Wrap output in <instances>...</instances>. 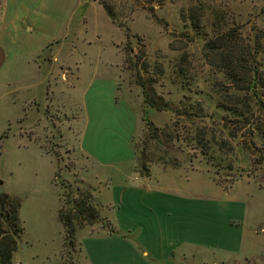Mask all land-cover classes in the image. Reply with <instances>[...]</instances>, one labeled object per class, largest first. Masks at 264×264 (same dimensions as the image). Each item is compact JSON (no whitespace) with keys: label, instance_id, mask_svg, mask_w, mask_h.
I'll return each mask as SVG.
<instances>
[{"label":"rangeland","instance_id":"rangeland-1","mask_svg":"<svg viewBox=\"0 0 264 264\" xmlns=\"http://www.w3.org/2000/svg\"><path fill=\"white\" fill-rule=\"evenodd\" d=\"M27 1L38 14L24 15L23 20L29 17L37 27V43L46 38L50 41L35 58L36 95L31 93L30 100H21L20 111L12 100L24 96L13 93L10 84L9 96H5L9 99L0 105V112L12 117L21 113L0 135V193L18 197L6 191L5 179L12 184L19 180L23 185L33 166L39 170L37 179L45 182L42 189L51 212L47 207V221L40 230L33 222L26 227L32 248L43 246L39 238L48 247L59 244L53 211L58 188L49 186L47 177L56 165L54 182L60 187V208L66 198L63 194L89 190L99 210L94 180L108 168L98 164L91 153L101 154L103 149L86 147L92 139H84V135L90 132L81 130L94 123V116H89L91 108L106 107L104 92L98 89L105 84H114L111 100L117 109L111 150L130 158L118 164L117 170L129 168L133 175L142 177L181 173L188 184L195 183L198 188L223 190L232 197L245 198L250 206L257 202L258 215L264 218L263 112L253 106L254 116L247 122L221 107L220 95L241 92L203 56L205 40L231 27L250 44L258 34L264 43V0H80L76 11L71 4L63 11L73 12L69 15L51 14L53 2ZM45 6L52 9L44 15ZM192 11L200 17L201 30L192 26ZM183 53L187 63L180 72L178 61ZM143 60L148 65L146 71L141 66ZM130 63L132 68H128ZM158 65L162 73L157 71ZM139 77L154 79L156 93L168 103L163 110L147 108V118L159 128L156 138L147 135ZM95 88L101 93L99 98L91 94ZM255 96L253 99H264L259 90ZM15 133L35 140L52 156V164L48 157L39 158L37 147L18 149ZM202 133L207 155L201 148L204 141L197 138ZM98 222L106 223L102 217ZM261 226L258 233L264 229V224ZM82 227L76 226L75 247L67 250L64 246L62 250L64 264H86L80 259L77 237ZM23 234L24 226L20 241ZM256 260L250 252L245 260L205 257L196 264H259ZM260 262L264 264V256Z\"/></svg>","mask_w":264,"mask_h":264},{"label":"crops","instance_id":"crops-1","mask_svg":"<svg viewBox=\"0 0 264 264\" xmlns=\"http://www.w3.org/2000/svg\"><path fill=\"white\" fill-rule=\"evenodd\" d=\"M45 1L48 5L52 2L55 5L52 4L53 10H50L52 7L45 6L44 15L49 10L55 15L72 14L73 12L63 11L67 10L70 4L76 11L80 2ZM35 10L27 0H0V105L9 99L5 96H9L7 86L11 84L13 93L22 92L24 96L19 100L10 99L13 106L19 104L20 111L21 100H30L31 93L32 97L36 95L38 64L35 58L37 51L50 41L46 38L37 43V27L28 21L29 17L23 20L24 15H37ZM105 85L102 88L99 85L98 89L104 92L106 107L91 108L89 116H94V119L90 120L94 123L88 127L85 125V130L81 131L90 132V135H84V139H92L86 147L103 149L101 154L91 151L96 162L108 168L106 173H99L98 177H95V184L98 185L96 200L102 221L104 219L113 230L103 222H95L78 229L82 262L196 264L197 260L205 257L232 256L245 260L251 252L255 263L258 259L261 264L260 259L264 256V229L261 233L256 229L263 227L261 225L264 224V218L258 215L257 202L250 206L245 198L232 197L223 190L213 189L211 186L198 188L195 183L188 184L181 173L177 172L157 177H142L133 175L129 168L117 170L118 164L127 163L130 158L114 154L111 150L117 124V109L111 100L114 84ZM32 89H35V92ZM98 89H93L91 93L94 98L101 96ZM18 116L12 117L5 111L0 112V135ZM15 134L18 135V149L29 150L31 146L37 147L39 158L48 157L52 164V156L46 154L35 140ZM21 163L19 160V165ZM56 169L57 165L54 170L50 169L47 176L49 186L58 188V203L53 211L58 223L57 238L60 239H57L59 244L54 248L48 247L42 238L39 239L43 246L32 248V241L27 237L26 227L33 222L34 227L40 230L43 222L47 221L45 212L48 208L51 212L42 189L45 182L39 183L37 179L39 170L33 166L23 185L19 180L12 184L9 178L5 179L6 191L20 198L19 216L24 226L22 240L12 255V264H64L61 257L64 228L58 219L60 187L54 182ZM247 242L251 243V247Z\"/></svg>","mask_w":264,"mask_h":264},{"label":"trees","instance_id":"trees-1","mask_svg":"<svg viewBox=\"0 0 264 264\" xmlns=\"http://www.w3.org/2000/svg\"><path fill=\"white\" fill-rule=\"evenodd\" d=\"M192 26L201 30L202 25L199 15L192 11L190 15ZM262 35L256 37L254 44L248 43L236 27L217 32L213 37L205 40L203 56L210 66L223 72L232 87L241 94L224 93L220 95L221 107L234 113L247 122L254 116L253 106L263 112L264 99H253L259 90L264 94V43ZM187 63V54L183 53L178 61L179 71H184ZM142 68L148 67L145 60ZM132 68V65H128ZM157 71L162 73V67L158 65ZM139 85L144 97V120L148 128L149 138H156L159 128L153 125L147 118V108L163 110L167 107V101L158 95L153 87L154 79L139 77ZM253 93V97L251 95ZM256 97V96H255ZM2 137V136H1ZM0 137V139H1ZM204 155L208 154V145L205 143L203 133L198 137ZM57 175V174H56ZM66 197L58 211V219L64 228V246L67 250L76 245V226L92 225L101 220L98 208L93 204L92 194L89 190L80 191L77 195L63 194ZM20 198L8 193H0V264H12L13 252L18 247L23 232L22 222L19 217ZM111 231L113 227L104 223Z\"/></svg>","mask_w":264,"mask_h":264},{"label":"water","instance_id":"water-1","mask_svg":"<svg viewBox=\"0 0 264 264\" xmlns=\"http://www.w3.org/2000/svg\"><path fill=\"white\" fill-rule=\"evenodd\" d=\"M0 184H2V181L0 180Z\"/></svg>","mask_w":264,"mask_h":264}]
</instances>
